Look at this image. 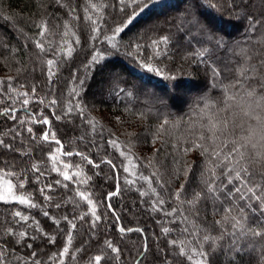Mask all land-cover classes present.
<instances>
[{
	"label": "trees",
	"instance_id": "trees-1",
	"mask_svg": "<svg viewBox=\"0 0 264 264\" xmlns=\"http://www.w3.org/2000/svg\"><path fill=\"white\" fill-rule=\"evenodd\" d=\"M0 140V264H264V0H0Z\"/></svg>",
	"mask_w": 264,
	"mask_h": 264
},
{
	"label": "snow or ice",
	"instance_id": "snow-or-ice-1",
	"mask_svg": "<svg viewBox=\"0 0 264 264\" xmlns=\"http://www.w3.org/2000/svg\"><path fill=\"white\" fill-rule=\"evenodd\" d=\"M130 2H131V3H135V4H137V6H139L140 4H144V5H147V4H148V0H130ZM153 2H154V0H153ZM217 2L221 5L222 8H226V7H229L230 5H232V4L234 3V0H217ZM121 3L123 4V3H124V0H121ZM209 6H212V5H209ZM132 18L134 19L135 17L133 16ZM127 23L130 24V23H131V20L127 21ZM197 23H199V21H197ZM124 30H125L124 27L117 28V29H116V33H117V34L122 33ZM167 40H168L167 37H163V38H162V42H163V43H167ZM215 42H216L217 46H220V45L223 43L222 39H220V38H217ZM157 43H158L157 41H153V45H156ZM112 48L117 52V54H119L120 48L117 46V44H113V45H112ZM128 48L131 49V48H132V45L129 44V45H128ZM140 49H141V45H138V44H137V45L135 46V54H136V55L139 54ZM126 54H127V53H126ZM197 55H202V53H201V54H197ZM93 60H95V57H93ZM48 63L51 64L52 61H49ZM138 67H144V68H146V69H148V70H151V71H157L156 69L151 68L148 64L138 65ZM215 74H216V73H215V71H214V75H215ZM27 103H28V101L25 100V101H24V104H27ZM5 114H6V115H10V113H5ZM13 118H15V117H13ZM56 118H57V119H60V117H56ZM42 123L47 124L48 121L45 119V120L42 121ZM165 123H167V121H165ZM27 130H28L29 132H31V129H30V128L27 129ZM43 139H44V140H48V135H47V133H45ZM0 145H3L4 147H11V145H4L3 140H0ZM233 150H234V151H238L237 149H233ZM217 155H219V153H217ZM108 163H111V162L109 161ZM236 176L239 178L240 173L237 172V173H236ZM69 178H70V177H69ZM229 182H231V177H229ZM247 190H248L249 192H252L253 194H255V190H254V189H252V188H248ZM153 191H155V190H153ZM237 191H240V189H237ZM41 192H43V189H41ZM81 195H83V193H81ZM112 195H115V193H113ZM177 195H179V194H177ZM255 198H256L257 200H261V196H255ZM85 199H87V197H85ZM89 203H91V201H89ZM163 203H164V201H163V200H160V204H163ZM57 207H59V205H57ZM15 215H16V216H21L20 212H16ZM45 215H47V213H45ZM93 215H94V213H93ZM21 219L27 220L28 217H26V216H21ZM65 219H67V218H65ZM95 219H96V220H99V217H96ZM235 224H236V226H238V227L240 226V222H239V221H235ZM72 227H75V225L73 224ZM120 231L123 232L124 229L121 228ZM129 231H132V229H129ZM164 232L167 233V232H168V229L165 228V229H164ZM252 234H253L254 236H264V233H262V232H255V231H253ZM53 239H54V238H53ZM69 239H71V237H69ZM204 239H205V240H208L209 237H208V236H205ZM221 239H222V237H221ZM106 243H107V246H108L109 248L112 247V245H111L110 242H106ZM173 243H175V242L173 241ZM28 246L30 247V245H28ZM64 251L67 252L68 249L65 248ZM113 251H115V252L118 253V252H119V249H113ZM147 251H148V249H147V245L145 244V246H144V248H143V250H142V253H141L142 257L145 256V255L147 254ZM32 255H35V253H32ZM200 255L203 256V257H207L208 253H200ZM188 259L191 260V259H192L191 256H189ZM94 260H95L96 264H100V261L102 260V257H101L100 255H97V256L94 257ZM136 264H141V261H140V260H137V261H136ZM198 264H200V262H198Z\"/></svg>",
	"mask_w": 264,
	"mask_h": 264
},
{
	"label": "rangeland",
	"instance_id": "rangeland-1",
	"mask_svg": "<svg viewBox=\"0 0 264 264\" xmlns=\"http://www.w3.org/2000/svg\"><path fill=\"white\" fill-rule=\"evenodd\" d=\"M2 173V172H0ZM9 194H11V192L8 190L6 194H2L3 197H7Z\"/></svg>",
	"mask_w": 264,
	"mask_h": 264
}]
</instances>
